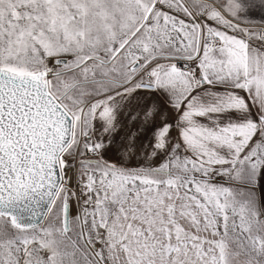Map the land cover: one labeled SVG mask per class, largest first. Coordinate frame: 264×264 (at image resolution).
Here are the masks:
<instances>
[{
    "label": "snow or ice",
    "instance_id": "obj_1",
    "mask_svg": "<svg viewBox=\"0 0 264 264\" xmlns=\"http://www.w3.org/2000/svg\"><path fill=\"white\" fill-rule=\"evenodd\" d=\"M0 264H264V0H0Z\"/></svg>",
    "mask_w": 264,
    "mask_h": 264
},
{
    "label": "crops",
    "instance_id": "obj_2",
    "mask_svg": "<svg viewBox=\"0 0 264 264\" xmlns=\"http://www.w3.org/2000/svg\"><path fill=\"white\" fill-rule=\"evenodd\" d=\"M257 18H259V17H257Z\"/></svg>",
    "mask_w": 264,
    "mask_h": 264
}]
</instances>
